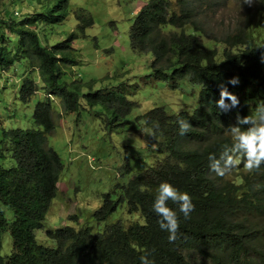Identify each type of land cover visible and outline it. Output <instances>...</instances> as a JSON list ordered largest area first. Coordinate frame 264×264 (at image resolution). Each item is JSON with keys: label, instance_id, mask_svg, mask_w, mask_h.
Segmentation results:
<instances>
[{"label": "trees", "instance_id": "obj_1", "mask_svg": "<svg viewBox=\"0 0 264 264\" xmlns=\"http://www.w3.org/2000/svg\"><path fill=\"white\" fill-rule=\"evenodd\" d=\"M38 1L41 9L0 23L5 34L1 41L6 43L2 69L27 60L33 72L23 81L21 101L29 105L39 93L35 73L48 92L37 103L33 128L3 132L2 157L13 164L0 163V264H142L141 257L149 264H192L186 252L195 247L217 264H264V162L258 170L246 169L243 143L250 135H264V0H254L252 6L235 0L240 13L228 27L213 18L229 0H149L142 7L130 29L133 50L151 53L156 78L170 81L172 88L182 80L200 86V107L192 115L155 107L143 116L166 157L134 175L118 201L106 196L94 214L96 221H107L126 201L130 214H141L144 224L125 227L119 221L97 233L91 226L46 230L56 247L39 243L36 235L44 229L64 171L62 158L48 143L57 125L53 101L58 99L67 113L78 112L86 85L62 80L66 72L60 64H74L66 53L78 35L49 46L40 33L43 26L65 23L70 0ZM78 18L84 35L94 19L82 14ZM234 77L238 84L229 82ZM223 89L229 95L222 96ZM88 97L91 106L101 102L113 108L114 122L133 109V103L116 93L98 91ZM230 166L222 176L212 169ZM165 181L188 193L195 206L186 219L178 203L167 201L179 222L173 241L160 228L162 217L153 207ZM3 206L13 211V220ZM69 219L79 221L77 215ZM7 232L13 246L5 257Z\"/></svg>", "mask_w": 264, "mask_h": 264}, {"label": "rangeland", "instance_id": "obj_2", "mask_svg": "<svg viewBox=\"0 0 264 264\" xmlns=\"http://www.w3.org/2000/svg\"><path fill=\"white\" fill-rule=\"evenodd\" d=\"M148 1L70 0V15L65 23L40 29L44 43L49 46L63 42L73 34L78 35L72 41L71 51L66 53L74 64H60L66 72L62 80L68 84L79 82L86 85L80 92L82 107L78 112L67 113L58 99L53 101L57 125L48 135V143L62 158L64 171L44 229L36 232L39 243L45 246H57L46 236L48 229L67 225L76 228L91 226L97 233L119 221L125 227L135 222L144 224L141 214H130L126 201L107 221H96L94 214L106 196L118 201L122 187L134 175L166 157V153L159 149L153 130L145 126L143 116L155 107L164 108L170 114L184 112L188 115L200 107V86L182 80L172 88L170 81L156 78L153 55L139 54L132 48L131 26ZM238 5L235 0H229L213 19L218 25L228 27L236 22L240 13ZM41 8L38 0H0V23L15 14L23 18ZM81 14L94 19V25L88 27L84 35L78 28ZM3 35L4 29L1 28L0 55L2 46L6 45L1 41ZM31 73L27 60L14 61L10 69L3 70L0 66V163L6 167L13 161L2 157L4 130L33 128L37 103L48 97L38 73H35L32 77L36 78L41 89L29 105L21 101V86ZM98 91L103 95L116 93L124 96L133 103L131 114L124 120L112 121L113 108L108 104H89L88 95ZM3 209L8 219L13 220V211L5 206ZM74 215L78 216V223L69 219ZM12 246V238L7 232L3 235L2 254L5 257L11 254ZM186 255L192 264H217L197 247L187 251Z\"/></svg>", "mask_w": 264, "mask_h": 264}, {"label": "clouds", "instance_id": "obj_3", "mask_svg": "<svg viewBox=\"0 0 264 264\" xmlns=\"http://www.w3.org/2000/svg\"><path fill=\"white\" fill-rule=\"evenodd\" d=\"M244 4L252 6L254 0H243ZM231 84H238L239 78L234 77L229 81ZM229 93L226 89L222 90V96H227ZM235 98V97H233ZM223 101L221 100V103ZM181 134L185 131L184 122L181 121ZM257 140H259V144H257ZM243 143L246 146L248 152V159L244 163V167L249 171L253 169H259L262 162H264V135L257 137L255 134L250 135L243 139ZM240 164V160L238 159L235 162V166ZM234 166V167H235ZM233 168L232 166L220 169V168H212L214 171H217L219 175H224L225 171ZM172 200L175 203L179 204L180 211L184 214L185 218H189L190 213L194 210V204L191 201V197L186 192L178 191L172 184L169 182H161L158 188V194L154 203V211L162 217L159 221L160 228L162 230H166L170 233L169 240L173 241L176 238V232L179 228V222L177 218L176 212H174L171 208L167 206V201ZM142 264H149L147 257H141Z\"/></svg>", "mask_w": 264, "mask_h": 264}]
</instances>
